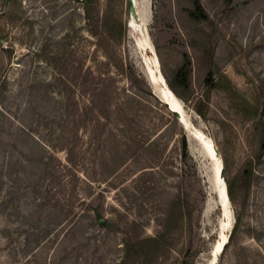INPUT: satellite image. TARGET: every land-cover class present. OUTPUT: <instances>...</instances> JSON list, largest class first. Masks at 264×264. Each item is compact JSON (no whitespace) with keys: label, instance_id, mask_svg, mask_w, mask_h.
<instances>
[{"label":"rangeland","instance_id":"374dc122","mask_svg":"<svg viewBox=\"0 0 264 264\" xmlns=\"http://www.w3.org/2000/svg\"><path fill=\"white\" fill-rule=\"evenodd\" d=\"M146 1L144 26L128 0H0V264H137L129 244L160 234L173 202L183 221L149 264H208L221 207L200 135L232 217L214 264H264V0H198L205 20L193 0ZM144 40L168 87L190 59L187 88L169 87L182 120Z\"/></svg>","mask_w":264,"mask_h":264},{"label":"bare ground","instance_id":"6f19581e","mask_svg":"<svg viewBox=\"0 0 264 264\" xmlns=\"http://www.w3.org/2000/svg\"><path fill=\"white\" fill-rule=\"evenodd\" d=\"M134 4L136 8H138L137 13L139 12L140 16V22L142 25L146 26L148 23L149 18V10L147 6L146 0H139L137 3ZM137 4V5H136ZM141 46L143 49H149V51L153 54L152 61L150 64H147L146 70V76L148 78V81L154 88V92L156 93L158 98H163V95L169 100V96L171 98L170 100V106L171 109L177 110L180 113L181 120L185 116V110L183 103L173 94V92L170 90V88L167 85V82L162 77L161 72L159 70L158 61L156 59L154 50L152 46L148 44L146 40H144L141 43ZM141 48V49H142ZM149 60V59H148ZM169 109V108H168ZM170 110V109H169ZM188 125V124H187ZM186 127V126H184ZM200 145L202 146V150H204L205 155L212 160L214 167V191L218 194L219 201L218 206L221 207V220H220V231H219V237L218 240L214 243L212 247V259L208 262V264H214L215 262V256L222 250L221 246L223 242L227 240V233L230 230L232 226V217H231V210L229 207L227 194H226V186L223 181H221L220 178H218L219 170L221 167V162L217 154L215 153V150L213 148L212 141L210 138L203 137V135H200ZM199 138V137H198ZM226 245V244H225Z\"/></svg>","mask_w":264,"mask_h":264},{"label":"trees","instance_id":"16d2710c","mask_svg":"<svg viewBox=\"0 0 264 264\" xmlns=\"http://www.w3.org/2000/svg\"><path fill=\"white\" fill-rule=\"evenodd\" d=\"M88 4V0H86V5ZM191 18L195 20H205L207 19L206 14L204 13L200 3L198 0H193V9L189 12ZM111 27V26H109ZM113 30V28H110ZM122 68L123 65L119 64ZM191 74V62L188 56H184L182 64L175 70L172 80H169V87L177 93L176 87L178 85H182L183 87L188 86L189 78ZM129 78L131 79L130 73H128ZM205 83L209 87H214L216 84L213 83L210 74H208L205 78ZM254 115H257L258 110H254ZM257 123V122H256ZM260 127V123L256 125ZM263 139V134L261 136V140ZM180 150L181 157L185 159L187 157V143L184 135L181 136L180 139ZM228 194L230 199H232V192L230 185L228 184ZM181 207L177 202H173L171 204V208L169 214L166 217V224L164 226V230L154 237L144 238L141 240H137L132 242L128 246V253L125 254V259L128 257H132L133 259H137V264H149L157 255L159 251H161L166 245V235L169 233L170 229L168 224L173 222L181 223L183 221ZM232 234L229 239H231ZM123 264V263H121Z\"/></svg>","mask_w":264,"mask_h":264},{"label":"water","instance_id":"95a60500","mask_svg":"<svg viewBox=\"0 0 264 264\" xmlns=\"http://www.w3.org/2000/svg\"><path fill=\"white\" fill-rule=\"evenodd\" d=\"M128 14H129V17L131 18H134V19H137V15H136V10H135V4H134V1L133 0H128ZM162 75V74H161ZM163 77V76H162ZM164 78V77H163ZM174 94V93H173ZM175 95V94H174ZM176 96V95H175ZM160 101L167 107L170 109V111L172 112V114H174L179 120L181 119L180 117V113L177 111V110H174V109H171V106H170V96H169V100H167V98L163 95V98H159ZM219 177L221 179V181H223V168L220 167V170H219ZM227 194V192H226ZM220 198V197H219ZM228 199V197H227ZM228 238H229V235H227V240L225 242H223L222 246H221V249H223V247L225 246V244L227 243L228 241Z\"/></svg>","mask_w":264,"mask_h":264}]
</instances>
